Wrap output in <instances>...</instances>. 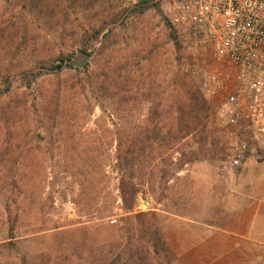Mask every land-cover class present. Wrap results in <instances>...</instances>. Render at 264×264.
Wrapping results in <instances>:
<instances>
[{
    "label": "rangeland",
    "instance_id": "1",
    "mask_svg": "<svg viewBox=\"0 0 264 264\" xmlns=\"http://www.w3.org/2000/svg\"><path fill=\"white\" fill-rule=\"evenodd\" d=\"M137 1L0 0V77L9 85L0 97V264H212L206 245L187 246L264 177L259 158L224 167L213 112L203 141L189 137L184 156L174 155L181 170L153 167L151 192L123 209L114 153L131 138L136 149H162L138 141L152 131L149 105L161 111L162 133L170 125L178 70L163 0L130 15ZM100 25L95 41L89 31ZM79 51L89 59L74 69ZM60 57L72 67L46 74Z\"/></svg>",
    "mask_w": 264,
    "mask_h": 264
},
{
    "label": "built area",
    "instance_id": "2",
    "mask_svg": "<svg viewBox=\"0 0 264 264\" xmlns=\"http://www.w3.org/2000/svg\"><path fill=\"white\" fill-rule=\"evenodd\" d=\"M162 10L214 112L224 167L241 169L264 154V0H163Z\"/></svg>",
    "mask_w": 264,
    "mask_h": 264
},
{
    "label": "trees",
    "instance_id": "3",
    "mask_svg": "<svg viewBox=\"0 0 264 264\" xmlns=\"http://www.w3.org/2000/svg\"><path fill=\"white\" fill-rule=\"evenodd\" d=\"M157 7L158 4L155 3L154 0H138L134 6L129 9V14L142 16L147 11ZM166 22L169 28V39L174 49V62H176L178 69L173 74L174 78L172 85L173 88H175V99L169 110L170 125L166 127L165 131L162 133V129L159 127L158 122H155L161 111L159 112L158 105L151 104L147 109V126H151L152 131L145 132L142 135L144 136L143 139H139L138 143L141 145L154 143L162 149L153 152L146 148L136 149L134 147L135 140L134 138H131V140L129 139V141H127V147L125 149L122 150L119 147L114 153L112 171L117 175V191L119 193V199L121 200L123 209L127 212H132L133 204L139 192H151L152 187L147 184L150 179L149 172L153 167L168 164L176 166L177 164H180V160L179 162L177 161V163H174V155L178 154L180 157L184 156V154L181 153L180 147L189 137H198L203 141L206 123L210 120V117L213 114L211 107L203 98L197 86L187 75L181 73V43L176 31L171 26L168 19H166ZM103 29L104 28L101 25L95 26L90 28L89 33H91L90 35L95 41H98ZM105 35L106 34L103 35V38H105ZM69 61V57H60L58 63L44 66L45 68H43L47 71L45 72L46 74L58 73L65 67H72ZM84 66H86V64ZM84 66H77L74 67V69H81ZM40 74L41 73L38 72L36 75H33L32 80L39 78ZM0 81L3 84V88L0 89L1 97L8 92L9 85L8 78L0 77ZM259 160L264 162L262 156L259 157ZM181 166L182 165L180 164L179 168ZM179 170H181V168ZM160 178L164 180L167 179L164 174L161 175ZM145 187L147 188V191L144 189ZM105 211L106 216H108L111 212L110 206H107ZM10 232H13V225L10 227ZM11 238L14 237H10V239Z\"/></svg>",
    "mask_w": 264,
    "mask_h": 264
},
{
    "label": "crops",
    "instance_id": "4",
    "mask_svg": "<svg viewBox=\"0 0 264 264\" xmlns=\"http://www.w3.org/2000/svg\"><path fill=\"white\" fill-rule=\"evenodd\" d=\"M204 245L212 264H264V177L243 188L241 204L229 207L199 245L187 248L202 251Z\"/></svg>",
    "mask_w": 264,
    "mask_h": 264
},
{
    "label": "water",
    "instance_id": "5",
    "mask_svg": "<svg viewBox=\"0 0 264 264\" xmlns=\"http://www.w3.org/2000/svg\"><path fill=\"white\" fill-rule=\"evenodd\" d=\"M89 59V54L84 51H79L77 53V56L75 58V63L77 66H81L83 63H85Z\"/></svg>",
    "mask_w": 264,
    "mask_h": 264
},
{
    "label": "bare ground",
    "instance_id": "6",
    "mask_svg": "<svg viewBox=\"0 0 264 264\" xmlns=\"http://www.w3.org/2000/svg\"><path fill=\"white\" fill-rule=\"evenodd\" d=\"M143 203L145 204V202H141L142 205H143ZM142 205H141V206H142Z\"/></svg>",
    "mask_w": 264,
    "mask_h": 264
}]
</instances>
